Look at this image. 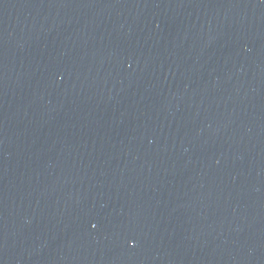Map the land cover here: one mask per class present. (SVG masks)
Instances as JSON below:
<instances>
[{
    "label": "water",
    "instance_id": "water-1",
    "mask_svg": "<svg viewBox=\"0 0 264 264\" xmlns=\"http://www.w3.org/2000/svg\"><path fill=\"white\" fill-rule=\"evenodd\" d=\"M0 264H264V0H0Z\"/></svg>",
    "mask_w": 264,
    "mask_h": 264
}]
</instances>
